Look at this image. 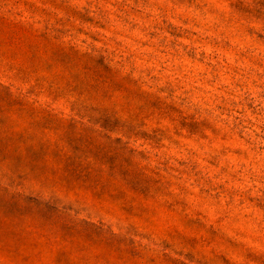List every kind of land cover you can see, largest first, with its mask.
I'll return each instance as SVG.
<instances>
[{
  "label": "rangeland",
  "instance_id": "obj_1",
  "mask_svg": "<svg viewBox=\"0 0 264 264\" xmlns=\"http://www.w3.org/2000/svg\"><path fill=\"white\" fill-rule=\"evenodd\" d=\"M0 264H264V0H0Z\"/></svg>",
  "mask_w": 264,
  "mask_h": 264
}]
</instances>
